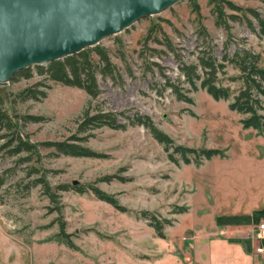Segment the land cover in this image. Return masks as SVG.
<instances>
[{
  "label": "rangeland",
  "instance_id": "rangeland-1",
  "mask_svg": "<svg viewBox=\"0 0 264 264\" xmlns=\"http://www.w3.org/2000/svg\"><path fill=\"white\" fill-rule=\"evenodd\" d=\"M231 1L264 15V1ZM193 2L199 5V15L192 11ZM199 24L207 35L199 34ZM230 26L229 33L215 26L208 0H180L100 41L115 65V76L97 71V97L84 88L44 80L36 65L32 78L0 84L2 109L13 116L46 117L26 124L18 121L23 138L39 146L37 154L12 155L3 145L7 138H0V264H172L171 255L178 250L169 238L197 235L200 227L216 224L221 214H252L264 208V131L243 127L242 115L229 108L231 98L214 99L200 87L188 90L180 71L181 62L196 60L203 48L220 60L229 35V50L237 43L250 48L264 65V39L237 22ZM166 40L174 50L166 48ZM90 55L98 61L96 50ZM238 76L239 70L229 62L218 73L220 84L231 94L241 84ZM40 81L47 96L21 101L17 94ZM168 82L177 84L192 102L177 99ZM85 109L91 114L115 112L121 123L136 113L149 115L176 144L218 148L222 154L174 163L142 125L79 131ZM74 135L87 136L77 142L102 156L52 155V147L40 146ZM25 156L30 159L22 160ZM32 166L39 171L33 173ZM46 170L51 185L69 186L59 190V205L40 185L31 186ZM91 186L115 197L126 209L99 199ZM180 207L186 211L179 212ZM144 211L169 220L163 222L164 237Z\"/></svg>",
  "mask_w": 264,
  "mask_h": 264
},
{
  "label": "trees",
  "instance_id": "trees-1",
  "mask_svg": "<svg viewBox=\"0 0 264 264\" xmlns=\"http://www.w3.org/2000/svg\"><path fill=\"white\" fill-rule=\"evenodd\" d=\"M264 1V0H261ZM211 5V13L214 17V24L216 27L224 28L228 33L230 29V22L234 21L245 26L250 33L264 39V15L252 6H242L231 0H208ZM192 11L196 15L200 14L199 5L193 2ZM225 9L232 12L227 13ZM199 34L207 35L206 29L198 25ZM157 39V37L155 38ZM231 35L228 36L222 58L217 59L213 52L200 49L197 52L196 60L190 62H181L180 71L184 77V81L188 83V90H197L199 87L203 88L214 99H230L229 108L242 115L240 122L245 128H253L259 132L264 131V65H260L261 56L250 48L235 44L232 50H229L231 43ZM166 48L174 50L170 41L166 40ZM96 50L99 59L94 62L91 58V51ZM157 51V50H155ZM232 63L238 70V78L241 84L238 89L231 94L228 88L220 84L218 73H222L227 63ZM153 65L160 68L156 62ZM34 66V65H33ZM30 66L26 69L18 71L11 81H18L21 78L30 79L34 76V67ZM36 72L44 80H52L70 86H77L84 88L91 97H97L99 94L98 81L96 78L97 71L101 72L104 76H115V65L113 64L108 52L105 48L95 45L85 48L84 50L66 56L64 58L54 60L47 66L36 65ZM44 82H36L34 86L21 90L17 95L21 101L28 99L39 100L47 96V91L39 88V85ZM50 86V84H48ZM173 93L177 99L192 102V98L187 94L181 92L177 84L168 82ZM3 95L0 92V102H3ZM84 117L79 122V131L86 133L90 128L100 127L107 125L115 129H126L129 124L144 126L151 135L163 145L164 151L167 153L168 158L178 163L180 160L189 163L191 161L200 162L203 159H210L211 157L222 154L218 148H194L181 144H176L174 140L163 130L158 128L149 115L136 113L133 117L127 116L128 122L121 123L118 115L112 111H98L94 114L88 109L83 111ZM23 124L28 122L44 121V115L24 114L14 116L8 111L0 107V138H7L3 144L4 147H10L9 153L18 155L22 153H39L38 145L26 140L18 130L19 120ZM87 136L74 135L66 140H52L41 142L40 146L52 147V155H69L76 157H101L102 154L94 149L80 144L77 141L86 140ZM74 140V141H73ZM30 159L25 156L22 160ZM31 171L38 172L36 166H32ZM44 175H40L32 180L31 186L35 187L40 185L44 194H46L52 202L59 205L60 194L59 190H67L68 185L53 186L47 178L48 170L44 171ZM106 179H111L107 176ZM86 188L78 187V190L84 192ZM94 193L101 200L112 203L117 208L125 210L117 199L96 186H91ZM61 210V206H57ZM186 211L185 207H180L179 212ZM144 217L151 221V226L164 237L162 232L163 222L169 223V220H159L154 218V215L148 211L143 212ZM264 217V208L255 210L252 214H221L215 219L216 224L219 226L231 225H246L253 221L259 220ZM61 233L65 234V222L61 224ZM249 244L247 240H245ZM72 243V242H71Z\"/></svg>",
  "mask_w": 264,
  "mask_h": 264
},
{
  "label": "water",
  "instance_id": "water-1",
  "mask_svg": "<svg viewBox=\"0 0 264 264\" xmlns=\"http://www.w3.org/2000/svg\"><path fill=\"white\" fill-rule=\"evenodd\" d=\"M180 0H0V84L116 35Z\"/></svg>",
  "mask_w": 264,
  "mask_h": 264
},
{
  "label": "crops",
  "instance_id": "crops-1",
  "mask_svg": "<svg viewBox=\"0 0 264 264\" xmlns=\"http://www.w3.org/2000/svg\"><path fill=\"white\" fill-rule=\"evenodd\" d=\"M249 227L250 224H213L200 227L197 235H175L169 238L173 249L178 250L171 255L172 264H264V257L255 254L243 241Z\"/></svg>",
  "mask_w": 264,
  "mask_h": 264
},
{
  "label": "built area",
  "instance_id": "built-area-1",
  "mask_svg": "<svg viewBox=\"0 0 264 264\" xmlns=\"http://www.w3.org/2000/svg\"><path fill=\"white\" fill-rule=\"evenodd\" d=\"M245 238L249 242L252 251L264 257V217L250 223Z\"/></svg>",
  "mask_w": 264,
  "mask_h": 264
}]
</instances>
